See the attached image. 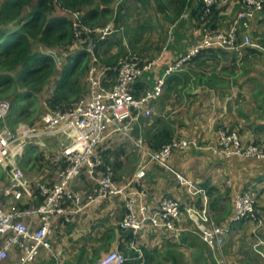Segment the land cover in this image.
<instances>
[{"label":"crops","instance_id":"1","mask_svg":"<svg viewBox=\"0 0 264 264\" xmlns=\"http://www.w3.org/2000/svg\"><path fill=\"white\" fill-rule=\"evenodd\" d=\"M220 1L217 18L213 20L204 15L202 0H188L181 15L177 0H124L118 14V2L112 3L113 19L116 16L119 21L137 19L130 25L127 23L126 36L133 51L137 50V55L147 60L157 61L135 83L136 95L153 90L166 69L200 44L206 32L231 29L235 15L244 9L242 0ZM245 37L264 44V10L254 19L243 21L236 48L208 49L169 75L163 94L156 102L155 117H142L134 132L136 138L143 137L145 147L151 151L156 150L163 136L196 141L199 149L176 151L170 164L201 187L206 196L194 197L176 176L157 163H149L142 150L110 127L99 150L114 169L116 182L125 187V194L88 206L71 223L55 216L52 251H41L32 264H94L114 250L127 256L125 264H218L186 213L190 206L202 208L204 204L208 205L217 225L230 227L223 244L226 264H264V243L259 250L253 249L255 238L264 242V158H227L215 152L222 150L219 140L222 130L236 132L245 145L254 144L264 151V54L244 46ZM124 41L123 38L125 46ZM112 42L108 44L117 53L118 44ZM151 42L154 43L152 50L148 49ZM113 53L107 57L114 56ZM85 84L88 83L85 81ZM48 91L53 95L54 86L52 91L46 87L38 95ZM48 110H43V114ZM34 126L41 127V121ZM34 142L19 156L18 166L34 187L53 185L61 169L55 164L57 151L69 148L72 140L59 134ZM143 167L145 178L134 180ZM5 183L6 170L0 165V187ZM95 186V179L83 176L71 184L70 190L87 199ZM248 189L258 194L256 208L260 222L246 219L233 223L236 199ZM131 198L138 218L146 213H159L166 199L177 201L182 208L177 223L179 231L155 227L150 222L136 235L121 230L126 202ZM24 199L20 202L22 206L38 207L43 203L39 195ZM13 202L12 197L0 200L6 210ZM65 205L72 207L70 202ZM37 222V217L27 220L30 229H35ZM3 243L4 237H0V247ZM21 257V250L14 247L0 264H20Z\"/></svg>","mask_w":264,"mask_h":264},{"label":"built area","instance_id":"2","mask_svg":"<svg viewBox=\"0 0 264 264\" xmlns=\"http://www.w3.org/2000/svg\"><path fill=\"white\" fill-rule=\"evenodd\" d=\"M203 3L205 15H208L214 6L221 4L220 0H203ZM242 4L244 9L235 15L229 31L206 32L203 41L192 47L177 64L166 69L163 78L153 90L142 96H136L134 85L156 66L157 61L147 62L138 56L130 55L120 61L117 76L111 81L108 68L100 67L96 49L98 43L110 39L121 29L114 23L105 27L83 26L82 12L71 13L76 37L86 36L84 49L92 57V67L87 78L90 85L87 97L66 111L48 110L41 118V127L18 124L15 128H10L8 123L13 109L12 103L0 100V165L6 170V183L0 187V200L12 197L14 201L8 210L0 204V237H4V243L0 247V260L7 259L12 248L18 247L22 253L20 264H32L41 251H52V220L55 216H61L66 223H71L73 218L88 206L101 203L112 196L125 194V187L116 182L114 169L99 150L110 127L142 150L149 158V163H157L176 176L194 197L206 196L201 187L175 171L170 164L176 151L199 149L196 141L176 138L163 145L160 150L151 151L145 147L143 137L136 138L134 132L142 117L152 119L156 115V102L163 94L169 75L180 71L186 63L206 49L236 48L239 27L243 21L254 19L264 10V0H242ZM243 45L264 54V44L254 41L251 37H245ZM47 55L57 61L54 52ZM59 134H64L72 140L69 148L57 151L55 164L61 168L59 179L53 185L42 184L34 187L18 166L19 156L27 147L34 144V141ZM219 140L222 150H215L219 155L240 159L264 158V151L261 148L254 144L245 145L236 132L222 130L219 133ZM83 176L96 181L95 189L87 199L80 193L70 190L71 184ZM145 176L146 171L143 167L136 173L134 180L143 179ZM35 195L43 198L40 206L20 204L25 201V197L34 199ZM257 197L254 189L245 190L237 197L233 223L246 219L259 221ZM65 202H70L72 207H67ZM126 208L127 212L120 222L123 231H130L136 235L148 222L155 227L179 231L177 223L182 208L177 201L166 199L162 201L159 213L154 215L146 213L141 218L135 213L132 198L126 202ZM186 213L195 223L198 236L209 247L214 260L218 264H226L223 244L230 233V227L217 225L207 204L202 208L190 206ZM33 217L38 218L37 227L30 229L27 220ZM258 240L263 245L264 242ZM127 260V256L120 250H114L94 264H125Z\"/></svg>","mask_w":264,"mask_h":264},{"label":"trees","instance_id":"3","mask_svg":"<svg viewBox=\"0 0 264 264\" xmlns=\"http://www.w3.org/2000/svg\"><path fill=\"white\" fill-rule=\"evenodd\" d=\"M115 1L8 0L2 5L0 9V26L3 25L0 29V99H6L12 103V112L19 121L26 114V108L31 107V103L37 102L38 93L51 85L54 86L55 91L49 99L50 110L66 111L76 102L78 103L84 91V82L88 83L92 57L84 49L86 36L76 37L71 13L83 10L85 12L83 26L95 27L112 18L114 10L111 5ZM177 1L179 2L178 13L181 15L188 0ZM221 4L214 6L206 16H209L211 20L217 18ZM203 8L205 15L204 3ZM13 24H18L16 29H9ZM108 40L97 45L96 51L100 59L101 54L98 48L108 45ZM33 41L47 48H62L70 51L69 60L61 67L53 57L36 51ZM120 42L123 43L119 40L118 45ZM209 50L212 51V49ZM206 51L208 49L202 51L197 58ZM123 56H126L124 47L114 56H109L102 61L106 67H101L100 64L101 68H108L110 80L111 77L117 76V64ZM23 102L24 105H21ZM36 123L33 122L32 126ZM173 139L163 136L155 151L160 150L163 145L170 143Z\"/></svg>","mask_w":264,"mask_h":264},{"label":"rangeland","instance_id":"4","mask_svg":"<svg viewBox=\"0 0 264 264\" xmlns=\"http://www.w3.org/2000/svg\"><path fill=\"white\" fill-rule=\"evenodd\" d=\"M7 1L8 0H0V9H1L2 5L5 4ZM123 1L124 0H116L114 2L115 4L118 2L117 9H116L117 10V14L120 12V6H121V4H122ZM220 2L222 3V1H220ZM81 12H82V18H81V20L83 22V18H84L85 12L83 10ZM24 17H26V15H24ZM133 18H135V17H133ZM136 20H137L136 18L135 19H132V18L131 19L122 18L119 21V19L116 16V18H114V19L111 18L110 20L104 21L103 23H100L97 26H95V27H105L108 24L114 23V24H116V26L118 28L121 29V31H118L117 33H115L114 35H112L110 37V40H108L110 43L112 41H115V42H112V43H114L116 45V44H118V41L119 40H121L123 42V38L125 39V41H124L126 43L125 46L121 42L118 45V48L119 49H122L124 47L125 48V51H126V56L125 57L123 56L118 61V64H117L118 66H119V63H120L121 60L125 59L126 57H128L130 55L138 56L140 58H143L147 62L153 61L151 59L147 60V59H145L141 55H137L138 53H136V52H138V51L137 50H136V52L133 51L134 49H132V47L130 45V39L126 36L127 30H128L127 25L128 24L130 25L131 22H134ZM133 24H136V23H133ZM17 25L18 24H13V25L10 26L9 29H11V30L16 29ZM2 27H3V25L0 26V29ZM4 27H6V26H4ZM135 29H137V28L135 27ZM77 42H78V44L80 43L79 40ZM33 43H34V49L36 51H40V52H42V53H44L46 55L48 53L54 52L56 54V57H57V62L58 63H61V67H63L62 66L63 63L65 64V63H67V60H69L68 58L70 57L69 56L70 51H68V50H65V49H62V48H56V49L47 48V47L43 46L42 44H40L37 41H33ZM146 47H147V45H146ZM152 48L154 49V43L153 42H151L150 44H148V49L152 50ZM98 51L101 54V59L97 55L98 56V60L100 59L99 60V64H101V67H106L102 63V61H105V59H107V54L108 53H111L112 54L113 51H115L114 50V47L112 48L109 44L108 45H103V46H101V47L98 48ZM115 54H116V52L113 53V55H115ZM150 57L152 59H154L153 56H150ZM91 67H92V65L90 66V69H91ZM115 78H116L115 76L114 77H111V80H115ZM52 88H53V85L49 86V90L52 91ZM88 94H89V86L87 84L86 86H84V91L82 92V96H81L80 100H82L85 97H87ZM51 95H52V93L49 92V91L48 92H43V93H41V94L38 95V98H37V102L36 103H31V107L28 106V108H26V106H25L27 112H26V114L22 118H20L21 121L18 120V117L15 116L14 112H11V114H10V116L8 118V123L10 125V128H15L18 124H25V125H28V126H32L33 122H36L37 121V123H38L40 117L42 118V116H43V110H46V109H49L50 110L51 109L49 107V99L51 98ZM0 100H3V99H0ZM4 100H6V99H4ZM80 100H78V101H80ZM75 104H77V102ZM75 104L71 108L75 107ZM260 245H261L260 244V241L255 238L254 239V246H253L254 251H255V249H258L259 250L260 249Z\"/></svg>","mask_w":264,"mask_h":264}]
</instances>
